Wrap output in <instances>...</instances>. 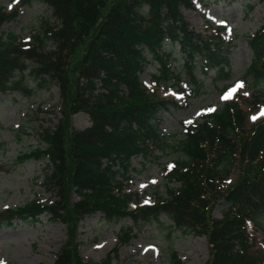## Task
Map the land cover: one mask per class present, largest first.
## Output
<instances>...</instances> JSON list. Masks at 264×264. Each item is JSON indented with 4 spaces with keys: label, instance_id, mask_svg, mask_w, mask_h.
<instances>
[{
    "label": "trees",
    "instance_id": "trees-1",
    "mask_svg": "<svg viewBox=\"0 0 264 264\" xmlns=\"http://www.w3.org/2000/svg\"><path fill=\"white\" fill-rule=\"evenodd\" d=\"M36 1L52 10L57 24L45 22L26 45L17 44L12 33H0V95L18 87L27 61L35 79L49 77L58 85L61 119L44 130V148L18 157L47 160L43 184L53 199L1 212L0 226L49 216L66 226L68 236L53 264H87L75 243L77 225L86 217L100 213L106 221L130 218L139 224L166 215L184 234L206 239L205 264H264V253L257 255L246 233V221L264 229V121L248 125L239 97L205 113L177 141L164 137L157 124L161 111L177 108L158 92L171 80L181 82L174 62L189 71L193 93L199 92L193 77L198 64L204 74L215 70L219 79L229 76L230 45L219 36L223 29L209 35L191 29L181 12L193 9L190 0ZM16 12L6 14L0 7V28ZM247 45L252 59L244 78L264 82V20ZM152 65L157 68L147 88L139 75ZM261 97L264 93L254 95L249 104ZM81 112L90 117V127L70 129V115ZM168 149L181 155L167 177L177 187H168L153 206L141 205L137 195L125 192L131 162ZM71 193L77 201H70ZM219 204L223 210L216 219L212 213ZM120 230L117 245H126L131 230ZM171 261L180 264L174 252Z\"/></svg>",
    "mask_w": 264,
    "mask_h": 264
},
{
    "label": "rangeland",
    "instance_id": "rangeland-1",
    "mask_svg": "<svg viewBox=\"0 0 264 264\" xmlns=\"http://www.w3.org/2000/svg\"><path fill=\"white\" fill-rule=\"evenodd\" d=\"M190 2L193 9L182 8L181 12L191 29L209 35L219 27L223 28L219 36L229 41L230 71L227 78L219 79L215 70L204 74L198 64L199 68L193 77L199 85V92L193 93L190 89L187 97L179 95L178 91L193 84L189 79V71L181 67L179 61L172 64L175 73H181L182 83L174 85L171 80L158 87V92L165 98L174 97L178 108L169 107L161 111L157 124L160 133L174 141L182 138L188 125L200 123L206 111L219 109L231 97L238 94L249 102L254 95L264 93V82L254 83L250 78H244L252 58L247 40L263 23L264 3L259 0ZM0 7L6 14L17 11L16 18L0 28L1 34L16 35L17 44H30L31 39L46 26L45 22L57 24L52 10L36 0H0ZM51 48L48 44L47 49ZM175 50V57L179 58L178 46H175ZM26 64L28 68L18 75V87L0 95V213L35 199L41 202L53 199L43 184L47 160L23 162L18 157L34 149L44 148V130L54 128L62 116L61 93L51 78L45 77L44 82L35 79L29 73L31 62L27 61ZM156 68L155 65L149 66L139 76L140 82L149 86L150 75ZM39 83L42 85L39 86ZM263 100L261 97L262 102L241 106L248 114V123L264 118ZM257 107L262 109L258 112ZM69 125L72 130L87 129L91 125L90 117L83 112L72 114ZM152 155L146 160H132V173L125 190L126 193L137 195L148 206L157 203L159 198H165L168 187H177L176 184H170L167 177L181 157L175 149H168L165 153L154 152ZM70 201H77L73 193ZM222 210L219 204L212 216L219 219ZM262 225L264 227V220ZM124 228L131 230L130 241L119 246L116 241L121 234L120 229ZM251 233L254 250L259 252H256L257 255L263 254L264 229L253 227ZM67 237L66 226L51 221L46 215L40 216L38 222L22 223L14 220L12 227L0 226V264H53L56 254L66 244ZM75 243L78 244L77 254L87 264H99L105 260H110V264H173L172 252L180 264H205L208 259L205 238L194 233L184 234L166 215L159 216L158 221L150 219L134 224L130 218L106 221L102 214L96 213L78 223Z\"/></svg>",
    "mask_w": 264,
    "mask_h": 264
},
{
    "label": "snow or ice",
    "instance_id": "snow-or-ice-1",
    "mask_svg": "<svg viewBox=\"0 0 264 264\" xmlns=\"http://www.w3.org/2000/svg\"><path fill=\"white\" fill-rule=\"evenodd\" d=\"M171 167V166H170Z\"/></svg>",
    "mask_w": 264,
    "mask_h": 264
}]
</instances>
